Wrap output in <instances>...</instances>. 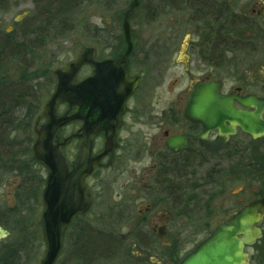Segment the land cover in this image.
<instances>
[{
    "label": "flooded vegetation",
    "instance_id": "flooded-vegetation-1",
    "mask_svg": "<svg viewBox=\"0 0 264 264\" xmlns=\"http://www.w3.org/2000/svg\"><path fill=\"white\" fill-rule=\"evenodd\" d=\"M157 2L155 20L158 23H163L161 19L169 10L172 11L169 12L172 17L180 15L167 31L171 33L170 41L165 38L148 50V43L138 41L136 34L132 32L133 51L124 66L118 64L127 47L123 33L117 38L113 27H108L111 30L108 35L115 41L101 42L97 47H91L96 52L97 61L114 62L111 70L102 71L109 73L117 70V73L123 72L127 76L123 85H118L119 88L116 86L117 91L110 95L107 91L114 88L112 82L109 86V81H103L101 87H94L93 83L87 84L94 76V68L84 65L76 78L79 86L77 105L73 108L68 103L56 106L58 117L77 115L75 121L56 132L53 141L55 146H60L59 150L70 171L81 150L85 119L95 128L102 127L93 141L92 158L102 157L99 165L85 180L87 212L76 216L67 228L60 257L71 248L70 261L81 264L79 259L73 261L76 257L71 253L77 252L73 250L70 239H78L79 230L86 228L83 226L86 225L88 209H94L93 199L89 202L92 197L91 194L88 195L92 188L90 182L101 172L118 169L120 165L125 167L126 162L133 160L134 164L140 166V188L144 193L139 208H145L139 212V223H131V228L136 224L137 229H149L145 216L156 208L164 210L186 207L196 210L210 207L213 199L223 197V206L232 212L222 219L221 224L258 204V216H262V237L245 248L248 260L244 264H264V138L254 139L239 125L226 123V128L233 127L235 131L227 133L219 125L209 128L204 123L185 117L190 100L196 96V87L211 82L221 83V95L225 97L245 99L253 96L264 99V0ZM29 3L31 11L35 12V0H29ZM37 21L35 16L31 19L33 27ZM101 29L99 26L91 27L92 31ZM182 32L186 33L183 40L182 35L179 36ZM102 45L109 53L98 48ZM84 47L80 49L79 56ZM120 48H124L123 53L119 51ZM135 62H139L141 66L136 67ZM151 65L154 67L150 68ZM177 68L180 69V79H186L189 84L186 98L182 105H172L161 111L154 110L148 102L145 76L159 73L164 77L175 70L178 72ZM135 82L137 85L132 93L130 90L125 91L124 87ZM227 82L235 84L226 89ZM51 83H54L55 91V76ZM234 107L239 111L254 112L236 100ZM261 117L264 120V112ZM45 123L46 117L42 112L34 126L32 153L36 131ZM171 141H175L173 147H170ZM107 144L113 149L104 156ZM36 163L40 167L38 170L45 173L44 192L49 173ZM233 183L237 187L234 200L226 196L227 189ZM134 184L138 185L137 181ZM78 218L81 219L79 222ZM155 219L158 223L150 228L153 243L159 241L160 248L178 253V244L168 242L171 236L167 226L170 217L167 221L159 217ZM207 230L203 228L204 232ZM78 242L76 240L75 243ZM153 246L155 245L149 243L148 247ZM184 258H172L171 263L179 264Z\"/></svg>",
    "mask_w": 264,
    "mask_h": 264
},
{
    "label": "rangeland",
    "instance_id": "rangeland-1",
    "mask_svg": "<svg viewBox=\"0 0 264 264\" xmlns=\"http://www.w3.org/2000/svg\"><path fill=\"white\" fill-rule=\"evenodd\" d=\"M129 1L110 0L100 4V1L95 0L92 3H88L74 12L75 14L72 16L70 22L72 26L71 30L67 32L64 30L63 33V28L61 27L54 31V29L47 26L46 32H55L56 34L55 37H51L52 41L49 44H40L36 41L35 47L39 49H35L36 52L34 54L29 53L27 49L21 48L22 50H18L20 54L14 56L17 58H8L7 62L2 64L3 66L0 67V85L6 82L17 81V79L19 81L24 76H30V74L33 75L36 72V78L31 80L33 82L30 81L23 84L21 82L20 84L19 81V84L16 85L10 84L12 87H20L21 91H24V94L27 92L25 91L26 89L32 88L31 91L34 94L32 98L38 104V113L35 114L33 120L28 122L31 125V135L34 134L37 117L42 114L45 105L50 101L52 94H54V83L51 82L54 79L55 71L65 69L70 63L76 61L83 46L97 47L98 43L115 41L106 32L102 33V36L100 34V38L95 39L93 35L95 30L92 31L91 27L99 26L102 28L101 30L106 31V28L111 26L115 30L114 35L117 38L121 37L123 17L121 19L119 13H123L128 9ZM30 7L29 0H0V40H8L6 35H10L13 32H15L17 37L19 36V27H16L15 22L24 23L31 21L35 14L31 11ZM147 7H152V9L157 11V0H142L140 9L134 12L131 26L137 40L140 42L146 41L149 45V50L159 41L165 40V38H168L167 41H170L169 37L171 33H167V31H169L170 27H173V22H176V18L180 15L172 17V13H169L172 11L169 10L168 15L166 14L161 19L163 23L161 21L158 23L159 21L157 22L153 18L154 12L151 14L152 18L148 21L145 18ZM164 31L165 33H163ZM182 33L179 36L182 35L181 38L183 40L189 33L187 31V34L185 32ZM32 42L34 43L35 41ZM104 47V45L98 46L100 50L109 53L107 48ZM135 65L138 68L141 66L139 62H135ZM152 67L154 66L151 65L150 68ZM179 76L180 69H178V72L175 70L174 73L166 74L164 77L159 73L145 76V83L148 87V102L151 108L161 111L163 108L171 107L172 105H182V101L186 98V90L189 84L186 79H180ZM225 84L226 89H229L235 82H227ZM0 91H2V88ZM24 115L25 109H19L17 117L21 125L18 133V142L23 140V137H26L24 134L27 127L24 129V125L27 120L24 119ZM29 149H32V144ZM262 161L264 163L263 157ZM125 164V167L124 165H120L118 169L101 172L94 178V181L90 182L92 188L88 195L91 194L92 197L91 199L89 198V202L91 203L93 199L94 209H88V214L85 216V230L90 231V234L94 238L105 236L114 242L111 250L102 252L103 254L105 253L104 255L100 250L95 251L96 253H100L97 256L103 255L107 259H101L100 261L95 259L93 264H172V258L178 257V260L184 258L218 226L223 218L232 212L231 209L227 211L223 206V197L213 199L210 207H201L196 210L186 207L164 210L156 208L145 216L148 226L152 228L158 223L155 218L159 217L167 221V218L170 217L167 226L171 236L168 242H173L174 245L178 244V253H172L170 250L167 251L168 249L160 248L159 241L153 243L154 238L151 235L150 228H135V225L139 223V212L144 211L145 208H139L142 204L141 199L144 197V193L140 188L142 183L140 166L134 164L133 160ZM36 172L42 176L45 175L44 171L32 168L28 179L33 177V173ZM135 173L138 174L136 175ZM16 181L15 176L9 175L3 183H0V213L3 212L4 218L7 219H10L11 216L10 209L16 206ZM135 181H137L138 185L134 184ZM236 192L237 187L233 183L227 189L228 194L226 196L234 200ZM25 193L22 192L20 195ZM21 203L23 212L19 214V221L22 224L19 226V229L14 226V221L13 224H8L6 230L9 232V237L7 239L14 242L24 240L25 238L30 239L32 233L37 235L40 238L38 243L39 249L35 250L34 253H39V256L31 264H41L46 251L41 220L44 211L42 194L38 202L22 201ZM85 217L83 216V218ZM23 219H25L24 222ZM135 221L136 224L131 228L130 224ZM204 227L205 230L208 229L205 232L203 231ZM149 243H152L156 247L149 248ZM113 248L115 249L113 250ZM68 249L58 259L56 264H78L72 263V260L70 261L71 248ZM129 249L133 251L127 253ZM74 259L77 258H73V261Z\"/></svg>",
    "mask_w": 264,
    "mask_h": 264
},
{
    "label": "water",
    "instance_id": "water-1",
    "mask_svg": "<svg viewBox=\"0 0 264 264\" xmlns=\"http://www.w3.org/2000/svg\"><path fill=\"white\" fill-rule=\"evenodd\" d=\"M140 3L141 0H133L124 14L122 28L127 48L118 61V64L124 66L127 65V60L133 51L131 17ZM84 65L94 68V76L88 80L87 84L93 83L94 87H101L103 81H109V86H111V82L114 84V88L107 91L110 95L116 92V86L119 88L127 78L123 72L117 73V70L109 73L102 71L103 69L111 70L114 67V62L97 61L96 52L90 47L83 48L77 61L70 63L66 69L55 72V92L46 104L43 113L46 123L36 131V140L33 145L35 160L49 173L42 196L44 211L41 220L46 251L41 264H56L62 252L67 228L76 216L85 214L87 210L85 180L99 165L102 157L92 158L93 141L98 132L102 131V127L95 128L87 119H85L86 125L81 150L71 171L59 150L60 146H55L53 142L55 134L60 128L77 119L75 114L58 117L56 106L68 103L70 108H73L77 105L79 86L76 83V78L80 68ZM136 85L137 82L131 83L124 89L125 91L130 90L132 93ZM221 89V83L217 82L196 87L194 92L196 96L190 100L185 117L195 122L204 123L209 128L219 125L223 132L227 133L235 131L233 127L226 128V123H230L232 126L239 125L254 139L264 138V120L261 117L264 112V99L253 96L245 99L225 97L221 95ZM235 100L254 112L236 110ZM174 143L175 141H171L170 147H173ZM112 149L107 144L104 156ZM258 210V204H254L219 224L179 264H244L248 260L245 248L255 244L262 237L260 230L262 216H258ZM8 237V231L0 225V242Z\"/></svg>",
    "mask_w": 264,
    "mask_h": 264
},
{
    "label": "trees",
    "instance_id": "trees-1",
    "mask_svg": "<svg viewBox=\"0 0 264 264\" xmlns=\"http://www.w3.org/2000/svg\"><path fill=\"white\" fill-rule=\"evenodd\" d=\"M93 1L95 0H35L37 9L34 14L35 17L38 18L35 26H31V21L17 24L16 27H19L18 37L15 35V32H13L10 35H6L8 40H0V67L7 62L6 60L8 58L18 56L20 54L18 50L21 48L27 49L29 53L34 54L36 52L35 49H39L38 47H35L36 41L40 44H49V42L52 41L51 37H55L56 34L55 32H46L47 26L54 29V31L61 27L63 28V33L64 30L65 32L71 30L72 26L70 25V22L72 16L75 14L74 12ZM97 1H100V4H103V2L110 0ZM172 1L173 0H168L169 3H172ZM129 2H131V0ZM124 12L119 13L121 19ZM152 13H154L153 18L155 19V9L147 7L145 17L148 21L152 18ZM110 31L111 30L106 28V31L98 30L92 33L95 36V39H98L103 35L102 33L107 32L110 34ZM100 34L101 36H99ZM32 41L35 42L33 43ZM119 51L123 53L124 48H120ZM35 73L21 78L19 80L20 84L21 82L22 84L25 82L28 83L36 78ZM19 81L17 79V81L6 82L0 85V89L2 88V91H0V183H3L9 175L15 176L17 180L15 185V187L17 186L15 190L16 206L10 209V219L4 218V215L2 214L3 212L0 213V225L5 229H7L8 224H13V221L14 226L19 229V226L22 224H20L19 221V214L23 212L21 202H38L44 186V178L37 172L33 173V177L28 179L29 172L32 168L34 170L40 169L33 157L32 149H29L34 141V136L33 134L31 135V125L28 123L33 120L35 114L38 113V104L35 103L32 98L34 97L33 91H31L32 88L26 89L25 91L27 92L24 94V91H21L22 89L20 87L10 86V84H19ZM19 109H25V115L23 117L27 122L24 125V129L27 127V130L24 134L26 137H23V140L18 142V133L21 125L17 117ZM12 110H15L13 111L14 113H11ZM22 192L26 193L20 195ZM24 220L25 219H23V222ZM80 220L81 219L78 218V222ZM85 229L81 231L79 230L78 232V239H76L79 241L78 244L75 243V239H70V244H73V250L77 252L71 254L79 259L80 262H83V264H93L95 259H98L99 261L101 259H107L104 258L105 256L103 255L105 253L103 254L102 252L111 250L114 246V242L105 236L94 238L90 234V231ZM39 241L40 238L37 235H34V233L31 234L30 239L25 238L24 240L14 242H11L9 239L1 241L0 264H31L32 261L39 256V253H34L35 250L39 249ZM114 249L115 248H113V250ZM97 250H100L103 255H100V257L97 256L100 254L95 252ZM131 251L133 250L129 249L127 250V253H131Z\"/></svg>",
    "mask_w": 264,
    "mask_h": 264
}]
</instances>
